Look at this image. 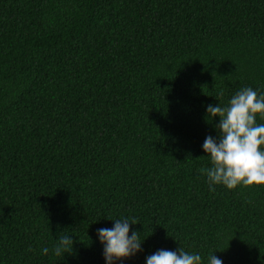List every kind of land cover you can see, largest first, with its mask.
<instances>
[{"label": "trees", "instance_id": "1", "mask_svg": "<svg viewBox=\"0 0 264 264\" xmlns=\"http://www.w3.org/2000/svg\"><path fill=\"white\" fill-rule=\"evenodd\" d=\"M248 87L264 95V0H0V264H106L116 219L143 242L117 264H264V186L200 172L207 106Z\"/></svg>", "mask_w": 264, "mask_h": 264}, {"label": "clouds", "instance_id": "2", "mask_svg": "<svg viewBox=\"0 0 264 264\" xmlns=\"http://www.w3.org/2000/svg\"><path fill=\"white\" fill-rule=\"evenodd\" d=\"M209 118L219 117L217 132L219 139L207 136L203 149L211 160L210 168H201L206 174L210 191L215 185L226 186L229 190L237 186H264V124H257V114L264 119V95L257 96L252 88H244L234 95L227 107L207 106ZM203 158V157H202ZM137 222L128 219L114 220V227L101 228L97 235L103 245L106 264L131 258L142 251L141 234L132 232L130 225ZM74 240L66 232L59 235L56 246L52 249L55 256L73 251ZM44 255L49 249L43 248ZM198 253L190 254L180 247L179 253L159 250L146 258V264H201ZM209 264H223L215 255L209 257Z\"/></svg>", "mask_w": 264, "mask_h": 264}]
</instances>
